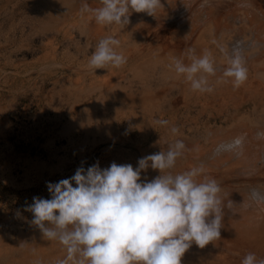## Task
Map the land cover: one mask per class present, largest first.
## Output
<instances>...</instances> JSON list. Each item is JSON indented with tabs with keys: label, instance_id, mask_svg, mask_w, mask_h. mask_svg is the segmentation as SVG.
<instances>
[{
	"label": "bare ground",
	"instance_id": "1",
	"mask_svg": "<svg viewBox=\"0 0 264 264\" xmlns=\"http://www.w3.org/2000/svg\"><path fill=\"white\" fill-rule=\"evenodd\" d=\"M161 2L156 16L132 12L130 23L122 28L120 25H99L91 13H81L82 4L98 8L102 6L101 0H0V36L8 26L11 27L10 21L22 14L33 25L40 24L43 30H55L63 36H71L76 30L85 35L86 45L82 47L78 46L77 39L70 37V45L77 47L75 56L66 54L69 49H65L62 39L45 43L47 65L42 66V70L47 68L46 74L50 76L59 73V69H52L54 65L77 71L76 77L66 83L80 98L95 93L99 95L93 103H102L108 113H114V119L106 120L107 126H115L118 109H122L125 119L130 121L132 116L140 114L143 127L152 130V134L159 131L157 139L160 141L154 149L143 150V157L166 152L169 144L182 140L186 146L184 153L168 171L178 174L203 165L205 173L200 179L207 175L218 182L225 204L232 201L233 212L225 209L221 237L203 249L193 244L182 258V264H241L243 257L250 252L258 259L264 258V203L255 202L250 195L253 189L264 191V138L257 135L264 132V0ZM107 36L120 40L117 51L127 57V63L108 70L90 69L89 53L92 54L98 42ZM57 45L63 51L60 55L62 61L56 58ZM189 49H193L197 56L206 51L211 53L217 67L216 75L208 77L212 92L193 91L190 83L177 75L171 66L176 58L190 63ZM235 49L239 50L248 70V79L239 88L233 87L231 78L223 76ZM78 56L84 59L80 60ZM150 61L157 65L151 75ZM74 62L77 64L75 68L71 65ZM134 67L139 69L135 76L144 74L148 79L152 77L149 81L165 82L160 94L169 92L171 96L181 94V97L161 104L153 116L149 107L154 102L152 104L150 98L138 97L132 89L119 88L123 79L130 81L129 73H124L126 69L133 70ZM15 74L10 76L12 81ZM10 77L1 76L2 81H8ZM211 107L218 114L227 113L225 117L213 118L215 124L220 123L219 126L212 125V119L205 123L202 131L199 126L191 125L194 108H198V115H201ZM161 120L168 121V124L161 125ZM172 127L179 131L173 134ZM115 135L109 132V142L110 139L116 140ZM237 137H244L242 149L237 150L240 155L237 151H218L220 145ZM113 144L108 143L109 153L115 151ZM116 151L127 152L122 145ZM150 169L143 172V180L150 181L160 175L159 170ZM150 172L154 177L148 174ZM66 256L65 247L56 240L43 238L36 226L0 230V264H57Z\"/></svg>",
	"mask_w": 264,
	"mask_h": 264
},
{
	"label": "clouds",
	"instance_id": "2",
	"mask_svg": "<svg viewBox=\"0 0 264 264\" xmlns=\"http://www.w3.org/2000/svg\"><path fill=\"white\" fill-rule=\"evenodd\" d=\"M161 0H101V7L82 4L81 13H91L97 24L130 23L132 12L156 16ZM120 40L114 36L101 39L93 51L90 69L120 68L127 57L118 52ZM188 60L174 59V71L190 83L193 91L212 92L208 77L217 73L211 53L195 55L188 50ZM223 76L239 88L248 79V70L235 49ZM167 125L168 121H159ZM179 130L171 128L176 134ZM264 138V132L258 133ZM244 137L220 145L218 151L242 149ZM185 144L176 140L168 150L138 160V166L113 162L107 168L94 164L77 168L70 178L48 182L51 199L34 197L26 210L33 214L31 224L43 238L61 243L67 252L57 264H182L193 244L203 249L221 237L225 209L233 212L232 201L225 204L221 186L203 175V165L172 174ZM241 153L237 151V155ZM160 175L150 181L141 179L148 168ZM167 173V174H166ZM75 184V186H74ZM251 198L264 203V191L253 189ZM241 264H264V258L247 253Z\"/></svg>",
	"mask_w": 264,
	"mask_h": 264
},
{
	"label": "rangeland",
	"instance_id": "3",
	"mask_svg": "<svg viewBox=\"0 0 264 264\" xmlns=\"http://www.w3.org/2000/svg\"><path fill=\"white\" fill-rule=\"evenodd\" d=\"M16 17L18 18L10 21L11 27L8 26L1 35L3 39L0 36L1 231L34 227L31 224L33 214L26 210V206L33 203L34 197L51 199L48 182L56 183L70 178L77 168L87 169L97 163L102 169L109 167L113 161L119 165L131 164L135 168L138 166V160L143 157L142 151L147 148L152 150L154 145L160 142L157 139L159 131L152 134V130L144 128L140 122V114L132 116L130 121L125 119L124 111L118 109L115 112V126H107L106 120L112 118L114 113H108L102 103H93L99 95L95 93L90 97L80 98L66 83L76 77L77 71H68L64 67L62 69V65H54L52 69H59V73L50 76L46 74L47 68L42 70V66L47 65L44 60L45 43L62 39L65 49H69L66 54L75 56L77 47L70 45V37L77 39L78 46L82 47L86 45L85 35L74 30L73 35L63 36L55 30H43L40 24L33 25L23 14ZM56 48V58L62 61L60 55L63 51L58 45ZM89 54L92 55L91 52ZM78 57L80 60L84 59L82 56ZM71 65L77 67L75 62ZM154 65L155 63L150 61L149 74L157 66ZM138 70L137 67L133 70L126 69L124 73H129L130 81L123 79L119 88L132 89L136 96L150 98L152 104L154 102L149 107L153 116L160 110L161 104L181 97V94L171 96L169 92L160 94L166 86L165 82L149 81L152 77L148 79L144 74L135 76ZM15 72L12 81L11 77ZM3 75L11 77L8 81H2ZM140 91L145 93L139 94ZM103 100L102 98L101 101ZM219 115L225 117L227 113L218 114L215 108L211 107L198 115V108H194L190 118L191 125L199 126L202 131L205 130V123L212 119L211 124L219 126L220 123L215 124L213 119ZM196 117L198 118L195 119ZM109 132L116 134L115 141L110 139L109 142ZM108 143H114V152H108ZM121 145L127 150L125 154L116 151ZM143 172L142 180L145 174ZM148 174L154 177V173Z\"/></svg>",
	"mask_w": 264,
	"mask_h": 264
}]
</instances>
